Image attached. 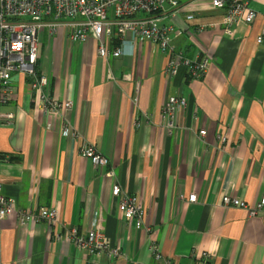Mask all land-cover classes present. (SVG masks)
<instances>
[{"label": "crops", "instance_id": "crops-1", "mask_svg": "<svg viewBox=\"0 0 264 264\" xmlns=\"http://www.w3.org/2000/svg\"><path fill=\"white\" fill-rule=\"evenodd\" d=\"M240 1L256 12L250 24L244 12L228 26V8L213 0H180L182 11L162 21L186 58L210 59L196 80L185 67L168 75L169 57L149 42L102 58L94 40L44 30L37 71L53 97L74 102L64 119L77 134L64 137L63 118L34 112L30 80L15 74V98L1 109L14 115L0 124L2 195L19 210L55 209L80 234L97 222L121 255L90 253L57 240L47 223L22 226L12 214L0 230V264H264V206L252 217L222 205L226 194L251 207L264 197V0ZM173 96L187 106L170 134L163 109ZM84 143L109 164L84 158ZM114 186L140 199L144 229L124 219Z\"/></svg>", "mask_w": 264, "mask_h": 264}, {"label": "built area", "instance_id": "built-area-1", "mask_svg": "<svg viewBox=\"0 0 264 264\" xmlns=\"http://www.w3.org/2000/svg\"><path fill=\"white\" fill-rule=\"evenodd\" d=\"M213 7L228 8L224 18L228 26L244 12L246 23L250 24L256 18V12L240 0H213ZM181 11L180 0H0V124L11 121L14 116L11 113L4 116L1 109L15 98V90L11 86L15 74H24L29 78L34 112L64 119L65 113L74 108L72 100L53 97L50 78L37 71L41 36L46 28L52 33L64 30L73 43L96 41L98 55L102 58L122 57L125 44L135 48L139 43L149 42L157 45L169 57L166 67L168 75L175 76L180 68L185 67L191 80L203 78L209 69L210 59L207 56L195 60L186 58L173 44L172 26L162 24L168 13L176 15ZM187 18L191 20L193 16ZM263 40L264 27L258 42L262 43ZM186 106L187 100L176 96L165 104L163 118L170 134L177 128L176 118ZM48 128H51V124ZM76 134L72 124L64 119L62 135ZM199 134L205 137L207 131L201 130ZM221 141L227 140L221 137ZM79 153L97 168L103 169L109 164L108 158L90 143H84ZM1 191L0 182V230L3 220L16 214L22 226L45 222L49 231L55 230L57 240L72 241L90 253L114 258L121 255L119 249L111 247L107 236L97 230V222L87 234H80L78 229L60 223L57 210H19L15 202L3 196ZM112 196L121 198L119 211L127 223L144 229L145 210L140 199L124 192L119 186L112 188ZM189 200L196 202L197 196L191 195ZM222 205L247 210L254 217L262 212L264 197L259 205L251 207L226 194L222 198ZM150 249L157 261H163L158 245L152 243ZM167 264L172 263L169 261Z\"/></svg>", "mask_w": 264, "mask_h": 264}]
</instances>
